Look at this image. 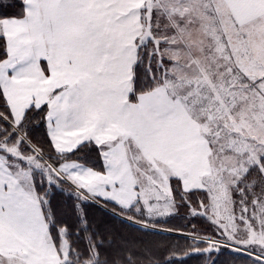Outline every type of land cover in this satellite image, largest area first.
<instances>
[{"label": "snow or ice", "instance_id": "obj_1", "mask_svg": "<svg viewBox=\"0 0 264 264\" xmlns=\"http://www.w3.org/2000/svg\"><path fill=\"white\" fill-rule=\"evenodd\" d=\"M224 251L264 264V0H0V264Z\"/></svg>", "mask_w": 264, "mask_h": 264}, {"label": "trees", "instance_id": "obj_2", "mask_svg": "<svg viewBox=\"0 0 264 264\" xmlns=\"http://www.w3.org/2000/svg\"><path fill=\"white\" fill-rule=\"evenodd\" d=\"M8 11L11 12L13 10L9 9ZM92 214L99 222L101 228L105 231H113L122 235L133 237L139 235L138 233L130 232L126 225H123L118 220L104 215L99 209H93ZM172 223L179 224L182 223V221H172ZM152 239L157 242H164L166 240V237L154 236L152 237ZM187 264H201V262L196 258H191L188 260ZM218 264H245V258L237 256L235 253H232L230 251H224L219 255Z\"/></svg>", "mask_w": 264, "mask_h": 264}]
</instances>
